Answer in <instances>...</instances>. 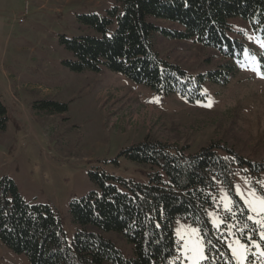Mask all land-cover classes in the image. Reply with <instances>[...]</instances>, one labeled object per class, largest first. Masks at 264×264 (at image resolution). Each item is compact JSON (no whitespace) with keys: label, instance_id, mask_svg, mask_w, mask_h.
<instances>
[{"label":"rangeland","instance_id":"rangeland-1","mask_svg":"<svg viewBox=\"0 0 264 264\" xmlns=\"http://www.w3.org/2000/svg\"><path fill=\"white\" fill-rule=\"evenodd\" d=\"M114 5L115 0H0V101L8 119L0 130V180H13L26 203L50 206L71 242L76 228L70 205L96 189L91 170L147 183L153 169L121 157L123 150L146 139L185 155L219 145L221 155L233 150L251 164L238 167L232 189L219 186L207 212L212 241L225 245L230 261L224 264H264V211L259 203L264 196V38L242 19H232L235 36L246 45L239 63L194 40L157 35L160 55L193 77L235 61L236 70L224 77L228 83L206 80L201 96L191 101L178 93L158 94L108 69L75 72L67 67L65 62L74 56L61 38L91 34L79 16H104ZM158 24L178 29L166 21ZM50 102L66 104L68 111L62 113ZM245 199L255 201V210ZM228 201L231 212L225 208ZM174 233L180 248L170 264H206L199 226L178 220ZM106 236L125 257L133 256V246L118 233ZM0 264L30 262L0 241Z\"/></svg>","mask_w":264,"mask_h":264},{"label":"trees","instance_id":"trees-1","mask_svg":"<svg viewBox=\"0 0 264 264\" xmlns=\"http://www.w3.org/2000/svg\"><path fill=\"white\" fill-rule=\"evenodd\" d=\"M234 18L264 38V0H115L104 16H79L91 34L61 38L74 56L65 65L75 72L108 69L158 94L178 93L191 101L201 96L206 80L228 83L224 77L236 70L235 61L193 77L160 55L155 37L194 40L240 63L246 45L235 36ZM158 21L178 29L169 30ZM49 105L62 113L68 111L66 104ZM6 115L0 101V130L6 128ZM220 148L213 145L185 155L183 150L146 139L123 150L121 157L153 169L147 183L125 180L99 168L91 170L90 181L96 189L70 205L76 228L71 242L50 206L26 203L15 182L4 177L0 180V241L25 254L30 264H170L180 248L174 225L183 220L200 227L206 264L229 263L225 245L212 241L207 212L215 204L219 186L232 189L238 167L250 162L233 150L221 155ZM112 232L133 246L132 257H125L106 236Z\"/></svg>","mask_w":264,"mask_h":264},{"label":"snow or ice","instance_id":"snow-or-ice-1","mask_svg":"<svg viewBox=\"0 0 264 264\" xmlns=\"http://www.w3.org/2000/svg\"><path fill=\"white\" fill-rule=\"evenodd\" d=\"M238 194L241 195V197L243 198V193L239 192V189H238ZM249 195H253V193H249ZM245 204H248L250 206V209L251 210H255L254 208H252L251 206L255 203V201H250V200H247L245 199ZM231 203V201H228V203L225 204V208L227 211L231 212V207H229V204ZM259 203L261 205V210L264 211V196H262L260 199H259ZM249 219H251V217H249ZM262 236H264V233H261ZM229 247H231V245H229ZM241 248H244L245 245L241 244L240 245ZM234 253H235V249H233ZM201 258H206V256H203V254H201ZM194 264H199V260H195L194 261Z\"/></svg>","mask_w":264,"mask_h":264},{"label":"built area","instance_id":"built-area-1","mask_svg":"<svg viewBox=\"0 0 264 264\" xmlns=\"http://www.w3.org/2000/svg\"><path fill=\"white\" fill-rule=\"evenodd\" d=\"M24 23V19L23 18H20L19 19V24H23Z\"/></svg>","mask_w":264,"mask_h":264}]
</instances>
